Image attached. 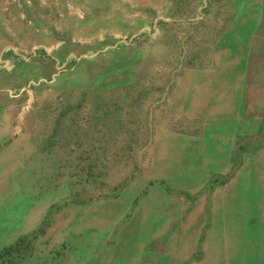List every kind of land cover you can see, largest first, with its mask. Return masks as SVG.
Returning <instances> with one entry per match:
<instances>
[{
    "label": "rangeland",
    "instance_id": "obj_1",
    "mask_svg": "<svg viewBox=\"0 0 264 264\" xmlns=\"http://www.w3.org/2000/svg\"><path fill=\"white\" fill-rule=\"evenodd\" d=\"M233 1L0 0V264H264V112L218 128L175 95L225 56L210 47ZM157 130L179 172L147 173ZM147 197L157 209L135 219Z\"/></svg>",
    "mask_w": 264,
    "mask_h": 264
},
{
    "label": "bare ground",
    "instance_id": "obj_2",
    "mask_svg": "<svg viewBox=\"0 0 264 264\" xmlns=\"http://www.w3.org/2000/svg\"><path fill=\"white\" fill-rule=\"evenodd\" d=\"M228 2V1H227ZM264 0H234L233 4L238 5L235 13V19L231 29L227 33L220 34L212 43L213 52L219 54L225 53V56L218 58L216 65L207 70H199L198 72L184 71L179 77L175 86V95L186 101V114L195 115L204 122L209 124L225 125L229 124L230 128L241 125V115L239 110L241 106H247L250 109H257L264 112ZM235 6V5H234ZM231 25V24H230ZM229 28V27H228ZM212 31V30H211ZM224 32V31H223ZM234 39H233V38ZM220 55V54H219ZM211 56V55H209ZM181 72V71H180ZM259 77H263L261 80ZM173 86V85H172ZM172 88V87H171ZM169 95V94H168ZM167 98V97H166ZM173 101V100H172ZM171 103V102H170ZM173 103V102H172ZM171 103V104H172ZM175 103V102H174ZM168 106V105H167ZM171 106V105H170ZM168 109V107H167ZM242 109V108H241ZM245 109V108H244ZM179 110V109H178ZM248 112V111H247ZM165 113V112H164ZM147 114V113H146ZM252 114V113H251ZM161 115V113H160ZM180 115V113H179ZM182 115V114H181ZM249 115V114H246ZM264 115V114H262ZM159 116V115H158ZM184 116V115H183ZM258 117V116H257ZM164 118V117H163ZM162 119V118H161ZM257 119V118H256ZM254 120V119H253ZM263 120V119H262ZM156 122V121H155ZM160 122V121H158ZM244 123V122H243ZM260 123V122H259ZM149 124V123H148ZM157 124V123H156ZM251 124V123H250ZM256 124V123H255ZM253 124V125H255ZM203 125V124H202ZM248 125V124H247ZM252 125V124H251ZM250 126V125H249ZM214 129V126H212ZM241 127V126H240ZM263 127V126H262ZM157 128V127H156ZM208 128V126H207ZM219 128V127H218ZM242 128V127H241ZM205 129V128H204ZM212 129V128H211ZM220 130V129H219ZM259 130V129H258ZM207 131V130H206ZM211 131V130H210ZM209 131V134H210ZM216 132V131H215ZM229 132V131H228ZM235 132V131H234ZM217 133V132H216ZM224 133V132H223ZM244 133V132H243ZM204 134V132H203ZM213 134V133H212ZM92 135V134H91ZM90 135V137H91ZM163 136V138H161ZM173 136H175L173 134ZM84 137V136H83ZM95 137V136H94ZM182 137V136H181ZM180 137V138H181ZM187 137V136H186ZM263 137V136H262ZM82 138V137H81ZM192 138V137H191ZM199 138V137H198ZM204 138V137H203ZM212 138V137H211ZM218 138V137H217ZM223 138V137H222ZM225 138V137H224ZM228 138V137H227ZM97 139V137H96ZM154 139V138H153ZM185 141L187 140L184 137ZM208 139V138H206ZM210 139V137H209ZM118 140V139H117ZM116 140V141H117ZM123 140V139H122ZM196 140V139H195ZM205 140V138H204ZM227 140V139H226ZM258 140V139H257ZM100 141V140H99ZM98 141V142H99ZM115 141V142H116ZM151 141V140H150ZM184 141V142H185ZM222 141V140H221ZM220 141V142H221ZM230 141V139H229ZM118 142V141H117ZM188 142V141H187ZM195 142V141H194ZM223 142V141H222ZM234 142V141H233ZM260 142V141H258ZM183 143V142H181ZM206 143V142H205ZM227 142H225L226 144ZM254 143V142H253ZM99 144V143H98ZM199 144V143H198ZM213 144V142H212ZM230 144V142H229ZM233 144V143H232ZM258 144V143H257ZM23 145V144H22ZM94 145V144H93ZM109 145V144H108ZM129 145V144H128ZM184 145V144H183ZM194 145V144H193ZM204 145V142L203 144ZM220 145V144H218ZM252 145V143H251ZM256 145V144H255ZM254 145V146H255ZM189 146V145H188ZM191 146V145H190ZM196 146V145H195ZM195 146L193 147L195 149ZM222 146V145H221ZM227 146V145H226ZM95 147V146H94ZM127 147V146H126ZM125 147V148H126ZM129 147V146H128ZM192 147V146H191ZM197 147V146H196ZM215 147V146H214ZM223 147V146H222ZM221 147V148H222ZM97 148V147H96ZM108 148V147H107ZM131 148V147H130ZM204 148V147H203ZM201 148V149H203ZM207 148V147H206ZM205 148V150H206ZM209 148V146H208ZM101 149V148H100ZM148 149V147H147ZM191 149V148H190ZM214 149V148H213ZM227 149V147H226ZM262 149V148H261ZM86 150V149H85ZM188 150V149H187ZM186 150V151H187ZM192 150V149H191ZM204 150V149H203ZM212 150V149H211ZM215 150V149H214ZM223 150V148H222ZM36 151V150H35ZM108 151V150H107ZM126 151V150H124ZM195 151V150H194ZM194 151H192L194 153ZM218 151V150H216ZM90 152V151H89ZM196 152V151H195ZM208 152V149H207ZM215 152V151H214ZM248 152V151H246ZM110 153V152H109ZM118 153V152H116ZM125 153V152H124ZM136 153V152H135ZM188 153V152H187ZM209 153V152H208ZM211 153V152H210ZM216 153V152H215ZM221 153V152H220ZM128 154V153H127ZM189 154V153H188ZM219 154V153H218ZM252 154V153H251ZM263 154V153H262ZM16 155V154H15ZM120 155V154H119ZM134 155V154H133ZM151 155L153 162L147 173L158 174L162 172H179L186 167L184 152L180 148V143L169 133L157 130L153 145L151 147ZM229 155V154H228ZM30 156V155H29ZM47 156V155H46ZM219 156V155H218ZM121 157V156H120ZM166 158L163 160V158ZM251 157V156H250ZM88 158V157H86ZM222 158V156L220 157ZM257 158V157H256ZM259 158V157H258ZM84 159V158H83ZM112 159V158H111ZM116 159V156H115ZM255 159V158H254ZM261 159V158H260ZM104 160V159H103ZM114 160V159H113ZM149 160V159H148ZM263 160V159H262ZM108 161V160H107ZM120 161V159H119ZM192 162V160H189ZM211 161V160H210ZM226 161V160H225ZM20 162V161H19ZM114 162V161H113ZM131 162V161H130ZM213 162V161H212ZM211 162V163H212ZM222 162V161H221ZM256 162V161H255ZM44 163V162H43ZM209 163V162H208ZM210 163V164H211ZM125 164V163H124ZM148 164V163H147ZM150 164V163H149ZM209 164V165H210ZM217 165L219 163H216ZM121 165V164H120ZM189 165V164H188ZM201 165V164H200ZM264 165V162H263ZM15 166V165H14ZM21 166V165H20ZM126 166V165H125ZM144 166V165H142ZM230 166V165H229ZM228 166V167H229ZM240 166V165H239ZM45 167V166H44ZM50 167V165L48 166ZM147 167V166H146ZM205 167V163H204ZM208 167V166H207ZM14 168V167H13ZM53 168V167H51ZM48 168V169H51ZM61 168V167H60ZM104 168V167H103ZM125 168V167H123ZM82 169V168H81ZM144 169V168H142ZM205 169V168H204ZM211 169V168H210ZM214 169V168H213ZM212 169V170H213ZM257 169V168H256ZM16 170V169H15ZM59 170V169H58ZM145 170V169H144ZM242 170V169H241ZM250 170V169H249ZM258 170V169H257ZM51 171V170H50ZM84 171V170H83ZM142 171V170H141ZM198 171V170H196ZM201 171V170H200ZM251 171V170H250ZM249 171V173H250ZM221 172V171H220ZM126 173V172H125ZM48 174V173H47ZM51 174V173H50ZM142 174V172H141ZM163 174V173H162ZM178 174V173H176ZM184 174V173H183ZM199 174V173H198ZM248 174V173H247ZM253 174V173H250ZM52 175V174H51ZM54 175V174H53ZM105 175V174H104ZM122 175V174H121ZM120 175V176H121ZM254 175V174H253ZM261 175V174H260ZM58 176V175H57ZM115 176V175H114ZM119 176V175H118ZM123 176V175H122ZM121 176V177H122ZM155 176V175H154ZM158 176V175H157ZM163 175H161L162 177ZM174 176V175H173ZM172 176V177H173ZM194 176V175H193ZM54 177V176H53ZM148 177V176H147ZM197 177V176H196ZM242 177V176H241ZM257 177V175H256ZM262 177V176H261ZM9 178V177H8ZM40 178V177H39ZM42 178V177H41ZM40 178V179H41ZM48 178V177H47ZM133 178V176L131 177ZM154 178V177H153ZM168 178V177H167ZM170 178V177H169ZM37 179V178H36ZM57 179V178H56ZM152 179V178H151ZM159 179V178H158ZM193 179V178H191ZM257 179V178H256ZM54 180V179H53ZM131 180V179H130ZM157 180V178H156ZM163 180V179H162ZM190 180V179H189ZM188 180V181H189ZM261 180V179H260ZM4 181V179H3ZM187 181V182H188ZM191 181V180H190ZM237 181V180H236ZM240 181V180H239ZM250 181V180H249ZM254 181V180H253ZM257 181V180H256ZM5 182V181H4ZM52 182V181H51ZM148 182V181H147ZM153 182V181H152ZM157 182V181H156ZM166 182V181H165ZM170 182V181H169ZM172 182V181H171ZM64 183V182H63ZM102 183V182H101ZM0 184H2L0 182ZM104 184V183H103ZM116 184V183H115ZM124 184V183H123ZM127 184V183H126ZM125 184V185H126ZM147 184V183H146ZM163 184V183H162ZM161 184V185H162ZM185 184V182H184ZM188 184V183H187ZM186 184V186H187ZM15 185V184H14ZM99 185V184H98ZM144 185V184H143ZM172 185V184H170ZM226 185V184H225ZM40 186V185H39ZM62 186V185H61ZM112 186V185H111ZM116 186V185H115ZM142 186V185H141ZM146 186V185H145ZM168 186V185H167ZM17 187V186H16ZM100 187V186H99ZM102 187V186H101ZM100 187V188H101ZM113 187V186H112ZM151 187V185H150ZM251 186H249L250 188ZM56 188V187H55ZM104 188V187H103ZM140 188V187H139ZM158 188V186H157ZM156 188V189H157ZM174 188V187H173ZM178 188V187H177ZM182 189V187H180ZM218 188V187H216ZM236 187H234L235 189ZM76 189V187H75ZM110 189V188H109ZM149 189V188H148ZM147 189V190H148ZM170 189V188H169ZM168 189V190H169ZM21 190V188H20ZM19 190V191H20ZM62 190V189H61ZM84 190V189H80ZM118 190V189H117ZM122 190V188H121ZM143 190V189H142ZM165 190V189H164ZM172 190V189H170ZM183 190V189H182ZM85 191V190H84ZM156 191V190H154ZM159 191V190H158ZM167 191V190H166ZM178 191V190H177ZM214 191V189H213ZM117 192V191H116ZM227 192V191H226ZM253 192V191H252ZM26 193V192H25ZM83 193V192H82ZM86 193V192H84ZM90 193V192H89ZM120 193V192H119ZM137 193V192H136ZM240 193V192H239ZM35 194V193H34ZM38 194V193H37ZM103 194V193H102ZM107 194V193H106ZM118 194V193H117ZM166 194V193H165ZM182 194V192L180 193ZM237 194V193H236ZM247 194V193H245ZM25 195V194H24ZM125 195V194H124ZM122 195V196H124ZM154 195V194H153ZM159 195V194H158ZM174 195V194H173ZM183 195V194H182ZM223 195V193H222ZM234 195V194H233ZM262 195V194H261ZM29 196V195H28ZM42 196V195H41ZM85 196V195H84ZM117 196V195H116ZM135 196V195H134ZM229 196V195H227ZM231 196V195H230ZM237 196V195H234ZM87 197V196H85ZM125 197V196H124ZM141 197V196H140ZM139 197V198H140ZM159 197V196H158ZM164 197V196H163ZM248 197V196H246ZM251 197V194L250 196ZM93 198V197H92ZM105 198V197H104ZM126 198V197H125ZM224 198V197H223ZM244 198V197H243ZM91 199V198H90ZM94 199V198H93ZM99 199V197H98ZM107 199V198H106ZM112 199V198H111ZM172 199V198H170ZM179 199V198H177ZM207 199V198H206ZM209 199V198H208ZM230 199V198H229ZM249 199V198H248ZM261 199V198H260ZM264 199V198H263ZM158 200V199H157ZM168 201L169 198L167 199ZM175 200V199H174ZM184 200V199H183ZM182 200V201H183ZM200 200V199H199ZM198 200V203H199ZM225 200V199H224ZM240 200V199H239ZM255 200V199H254ZM258 200V199H257ZM31 199L29 200V202ZM124 199L118 197L112 204L106 206L108 208L118 207ZM190 201V200H189ZM188 201V202H189ZM196 201V199H195ZM202 201V200H200ZM238 201V200H237ZM156 202L148 197L141 203V208L137 210L136 218L147 217L156 208ZM159 202V201H158ZM165 202V201H164ZM172 202V201H170ZM204 202V201H203ZM210 202V201H209ZM223 202V201H222ZM226 202V200H225ZM229 202V201H228ZM242 202V201H241ZM257 202V201H256ZM182 203V202H181ZM208 203V202H206ZM88 204V203H87ZM90 204V203H89ZM99 204V202L97 203ZM96 204V205H97ZM168 204V203H167ZM209 204V203H208ZM230 204V203H229ZM200 205V203H199ZM95 206V205H94ZM130 206V205H129ZM128 206V207H129ZM139 206V205H138ZM137 206V207H138ZM226 206V204H225ZM238 206V205H237ZM243 206V205H242ZM90 207V206H89ZM102 207V206H101ZM120 207V206H119ZM240 207V206H239ZM88 208V207H87ZM96 208V207H95ZM159 208V207H158ZM202 208V206H201ZM223 208V207H222ZM221 208V209H222ZM226 208V207H225ZM230 208V207H229ZM101 209V208H100ZM99 209V210H100ZM228 209V208H227ZM232 209V208H231ZM257 209V208H256ZM98 210V209H97ZM126 210V209H125ZM124 210V211H125ZM197 210V209H196ZM250 210V209H249ZM264 210V209H263ZM67 211V210H66ZM92 211V210H91ZM132 211V210H131ZM228 211V210H227ZM240 211V210H239ZM242 211V210H241ZM78 212V211H77ZM88 212V211H87ZM177 212V211H176ZM69 213V212H68ZM74 213V212H73ZM180 213V212H179ZM178 213V214H179ZM231 213V211H230ZM229 213V215H230ZM243 213V212H242ZM263 213V212H262ZM62 214V213H61ZM96 214V213H95ZM118 214V213H116ZM156 214V213H155ZM177 214V215H178ZM196 214V212H195ZM228 213H226L227 215ZM75 215V214H74ZM77 215V214H76ZM75 215V218H76ZM82 215V214H81ZM124 215V214H123ZM165 215V214H164ZM197 215V214H196ZM233 215V214H232ZM62 216V215H61ZM73 216V214H72ZM70 216V217H72ZM160 216V215H159ZM231 216V215H230ZM245 216V214H244ZM248 216V215H247ZM264 216V215H263ZM68 217V216H67ZM116 217V216H114ZM156 218V217H155ZM163 218V217H162ZM199 218V217H198ZM90 219V218H89ZM98 219V218H97ZM102 219V218H101ZM134 219V220H135ZM228 219V218H227ZM70 220V219H69ZM79 220V219H78ZM93 220V219H92ZM96 220V219H94ZM128 220V219H127ZM142 220V219H141ZM156 220V219H155ZM159 220V219H158ZM157 220V221H158ZM188 220H190L188 215ZM99 221V220H98ZM104 221V220H101ZM108 222V220H106ZM156 221V222H157ZM91 222V221H90ZM155 222V221H152ZM187 221L186 224H188ZM223 222H225L223 220ZM237 222V221H236ZM241 222V221H240ZM132 223V222H131ZM141 223V222H140ZM229 223V221H228ZM232 223V222H231ZM81 224V223H80ZM127 224V223H126ZM157 224V223H156ZM177 224V222H176ZM190 224V222H189ZM225 224V223H223ZM233 224V223H232ZM230 224V225H232ZM241 224V223H240ZM243 224V223H242ZM112 225V224H111ZM132 225V224H131ZM129 224V226H131ZM183 225V223H182ZM227 224H225L226 226ZM237 225V224H236ZM257 225V224H256ZM261 225V224H260ZM80 226V225H79ZM135 227V225H133ZM153 226V223H152ZM151 226V227H152ZM228 226V225H227ZM51 227V226H50ZM77 227V226H76ZM126 227V226H125ZM165 227V226H164ZM229 227V226H228ZM98 228V227H97ZM163 228V227H162ZM80 229V228H79ZM133 230V228H131ZM145 229V228H143ZM193 229V228H192ZM150 230V229H149ZM157 230V229H156ZM176 230V229H175ZM236 230V229H235ZM252 230V229H251ZM255 230V229H254ZM131 231V230H130ZM129 231V232H130ZM162 231V230H161ZM160 231V232H161ZM196 231V230H194ZM238 231V230H237ZM250 231V229H249ZM81 232V231H80ZM122 232V231H120ZM140 232V231H139ZM157 232V233H160ZM182 232V230H181ZM225 232V231H224ZM243 232V230H242ZM51 233V232H50ZM124 233V232H122ZM156 233V231H155ZM244 233V232H243ZM248 232H246L247 234ZM251 233V232H250ZM173 234V233H172ZM52 235V234H51ZM50 235V236H51ZM118 235V234H117ZM176 235V234H175ZM250 236V234H248ZM135 236V235H134ZM237 237V234L235 235ZM240 237V234L238 235ZM58 237V236H57ZM136 237V236H135ZM177 237V236H175ZM188 237V236H187ZM231 237V235H230ZM262 237V236H260ZM157 237H155L156 239ZM160 238V237H159ZM174 238V237H173ZM190 238V237H189ZM187 238L186 240H189ZM224 238V237H223ZM235 238V237H233ZM95 239V238H94ZM158 239V238H157ZM156 239V240H157ZM166 239V238H165ZM230 239V238H229ZM228 239V240H229ZM254 239V238H253ZM74 240V238H73ZM90 240V239H89ZM93 240V238H92ZM123 240V238H122ZM134 240V239H132ZM130 240V241H132ZM141 240V239H140ZM180 240V239H179ZM178 240V242H180ZM185 240V242H186ZM192 240V239H191ZM231 240V239H230ZM252 240V239H251ZM62 241V240H61ZM68 241V240H67ZM87 241V239H86ZM235 241V239H234ZM76 242V241H75ZM139 242V241H138ZM148 242V241H147ZM146 242V243H147ZM165 242V241H164ZM184 242V243H185ZM193 242V241H192ZM232 242V241H230ZM244 241V244H247ZM181 243V242H180ZM179 243V244H180ZM189 245L190 242L188 241ZM203 243V242H202ZM80 244V243H79ZM140 244V243H139ZM204 244V243H203ZM224 244V243H223ZM230 244V243H229ZM81 245V244H80ZM79 245V246H80ZM142 245V244H140ZM182 245V244H181ZM238 245V244H236ZM248 246L250 244H247ZM263 245V244H262ZM150 246V245H149ZM177 246V245H176ZM184 246V245H182ZM228 246V245H227ZM234 246V245H233ZM242 246V245H241ZM245 246V245H244ZM246 246V248L248 247ZM254 246V245H253ZM119 247V246H118ZM187 247V246H186ZM190 247V246H189ZM181 248V246H180ZM225 248V247H224ZM234 248V247H233ZM183 249V248H182ZM181 249V250H182ZM192 249V248H191ZM189 249V250H191ZM173 250V249H172ZM180 250V249H179ZM187 250V249H186ZM233 250V249H232ZM250 250V249H249ZM248 250V251H249ZM258 250V249H257ZM170 251V250H169ZM250 252V251H249ZM258 252V251H257ZM174 253V252H173ZM190 253V252H189ZM226 253V252H225ZM224 253V254H225ZM112 254V253H111ZM177 254V253H176ZM188 254V253H187ZM235 254V253H234ZM245 254V253H244ZM259 254V253H258ZM171 255V253H170ZM183 255V254H182ZM181 255V256H182ZM186 255V254H185ZM247 255V252H246ZM85 256V255H84ZM172 256V255H171ZM251 255H249L250 257ZM179 257V256H177ZM227 257V256H226ZM252 257V256H251ZM111 258V257H110ZM120 257H112L107 264H120ZM151 258V257H150ZM247 258V257H246ZM260 258V257H259ZM85 259V258H84ZM228 260V259H227ZM243 260V259H241ZM246 260V259H245ZM251 260V259H250ZM260 260V259H259ZM258 260V261H259ZM130 261V260H129ZM254 261V260H253ZM85 262V261H84ZM124 264H129L127 263ZM246 262V261H245ZM199 263V262H198ZM64 264V263H63ZM79 264V263H78ZM86 264V263H85ZM104 264V263H103ZM202 264V263H201ZM231 264V263H230ZM241 264V263H240ZM244 264V263H243ZM247 264V263H246ZM250 264V263H248ZM259 264V263H258Z\"/></svg>",
    "mask_w": 264,
    "mask_h": 264
}]
</instances>
